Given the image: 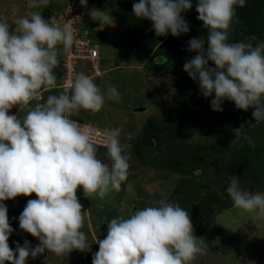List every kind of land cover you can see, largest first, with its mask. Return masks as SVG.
<instances>
[{
  "label": "clouds",
  "instance_id": "9594fccd",
  "mask_svg": "<svg viewBox=\"0 0 264 264\" xmlns=\"http://www.w3.org/2000/svg\"><path fill=\"white\" fill-rule=\"evenodd\" d=\"M80 3L86 5L87 0ZM41 5H47V0H27L28 8ZM237 6L245 7L246 0H198L197 19L208 29V47L205 55V39H191L188 48L196 54L183 67L193 80L198 79L204 97L215 94L213 110H223L222 100L233 101L237 109L254 108L252 116L258 124L264 122V41L251 36L229 42L231 26L239 22ZM191 7V0H139L133 4V13L149 19L157 36L169 32L179 36L189 31L181 13ZM96 13L93 9V19L113 25L110 12L99 18ZM9 21L0 16V264H26L29 256L35 258L45 250L64 256L89 249L81 231L86 217L77 190L82 187L86 198L101 200L119 192L127 180L131 157L121 146L119 128L74 118L81 110L98 113L105 96L119 101L115 88L105 94L95 78L83 72L67 84L69 90L57 85L60 75L57 81L54 68L63 52L73 49L72 25L51 24L40 11ZM209 61L215 67H208ZM53 89L63 91L49 94L41 103L42 91ZM14 107L24 115H10ZM80 123L107 130L104 146L95 144ZM240 135L241 127L235 130V136ZM244 138L255 146L249 137ZM97 146L106 148L110 164L97 158ZM226 191L241 215L264 221V192L242 189L237 176L231 178ZM33 193L37 198L28 200L19 227L40 243L30 248L25 241L13 251L8 243L13 228L3 201ZM202 240L194 235L184 208L160 199L155 206L136 209L128 218H112L106 237L96 239L99 250L92 264H194L206 253Z\"/></svg>",
  "mask_w": 264,
  "mask_h": 264
},
{
  "label": "rangeland",
  "instance_id": "374dc122",
  "mask_svg": "<svg viewBox=\"0 0 264 264\" xmlns=\"http://www.w3.org/2000/svg\"><path fill=\"white\" fill-rule=\"evenodd\" d=\"M66 1L47 0L45 7L52 4L57 6V11H59ZM75 2L80 11L79 31L80 27L85 24L87 26L88 23L92 24L93 27L89 25L84 33L91 41L98 43L101 50L102 59L99 63L101 74L94 77V82L96 81L95 83L105 94L110 87L115 88L120 99L113 101L105 96V104L98 113L93 114L81 110L74 118L109 129L118 127L121 132V137H119L121 146L129 154L130 138H134L142 130L147 120L154 121L155 125L165 120L168 112L172 111L170 108L174 97L180 93V86L184 87L187 99L193 96L197 101L192 111H188L191 123L183 128L182 136L176 146L178 151L173 153L172 149L167 150L163 157V165L161 164L154 170L150 166L143 165L142 156L133 155L129 161L130 171L128 170L127 180L122 184L121 190L111 192L103 200L99 197L86 198L82 187L78 188L77 196L83 205L82 212H85L86 217L81 231L87 236L89 249L83 252L73 250L64 256H56L45 250L35 258L29 256L26 264H92V257L99 250L96 239L106 237L108 222L112 218L117 215L128 218L136 209L155 206L160 199L168 197L172 199L173 191L179 190L184 179V185L187 187L182 186L183 195L191 193L195 187H198L199 182L207 183L212 179L214 183L215 179L220 187L222 182H225L223 179H231L233 176H237L240 183H246L250 189L251 183L246 176L241 172L229 174L227 168L238 165V155L250 158L247 151L251 148L258 147L254 154V163L252 161V169H260L264 175V170H261L264 166V122L255 124L256 120L252 116L253 110L249 112L240 109V116L234 115L233 124H231L232 120L229 121L227 117H223L222 114L212 109L211 100L214 99L215 94L204 97L198 79L193 80L183 69L180 72L179 70L174 71L175 68L171 69V67L170 70L155 67L154 63L159 61L155 59L152 61L132 48L126 41L129 24L125 22V20L128 21L127 15L131 0H87L86 5H82L80 0H75ZM193 6L196 7L195 4ZM40 9L28 8L27 0H0V16L7 17L10 20L9 23L14 17L30 16L31 12ZM93 9L97 10V18L105 12H110L113 25H103L99 19H93L91 16ZM259 16L263 24L260 28L257 27L258 30L254 36L257 40L264 41V8ZM143 20L146 18L139 19L134 13L130 16V22L138 23ZM46 21L52 23L53 18L51 21ZM152 27L146 26L145 32L149 33ZM190 40L191 38L187 36L177 44H168L165 51L170 53L173 48L174 55L182 52L196 54L189 51L188 42ZM207 47L206 40L205 55ZM155 49L156 46L153 47L152 52ZM61 53L62 49L59 51L60 56ZM78 66L84 67L82 72H91L88 62L78 64ZM56 68L60 69L59 63ZM61 91L63 90L53 89L51 92H44L42 96L46 99L49 94L58 95ZM179 95L181 96V93ZM44 99L40 102H45ZM143 106L146 108L140 110ZM173 112L169 114L174 116L177 111ZM9 114L21 117L24 115L23 112H19L18 107L10 109ZM164 126H167L168 131L173 128L170 120H167ZM240 127L242 135L236 137L235 130ZM156 133L154 131L152 134ZM245 135L254 141L255 146L244 138ZM126 137L128 139L124 141ZM183 149L188 150L186 151L188 155L179 159L175 155ZM257 151H259L258 156ZM167 155L172 157H167ZM97 158L105 163H111L105 147L97 146ZM189 167L192 170H188ZM213 186L217 190V186L214 184ZM36 198L33 193L30 196L20 195L3 201L8 210L9 223L13 228L9 236V244L16 241H28L29 247L35 248L40 243L37 238L19 227V216L28 200ZM219 211H214L213 208L211 216L206 220L190 215L194 235L203 239L200 242L206 249V253L199 256L194 264H264V221L252 220L248 214L241 215L232 205L230 208L221 209L222 212L215 216ZM101 230L106 232L102 233Z\"/></svg>",
  "mask_w": 264,
  "mask_h": 264
},
{
  "label": "trees",
  "instance_id": "16d2710c",
  "mask_svg": "<svg viewBox=\"0 0 264 264\" xmlns=\"http://www.w3.org/2000/svg\"><path fill=\"white\" fill-rule=\"evenodd\" d=\"M138 2L139 0H131L130 2V8L127 15L128 21L125 20L126 24H129L126 41L132 48H134L144 57H148V59L152 61L153 59L159 61L158 63H154L155 67H162L161 69L165 68L167 70H170L171 67V69L175 68L174 71H180L182 69L184 70V64L188 62L195 54L182 52L180 54L177 53L176 55H174V52L172 51L173 48L172 50L168 48L171 51L170 53H167V51L165 50L167 49L166 45L177 44L178 42H180V40L185 39V37L187 36L191 39L204 38L206 41L208 29L204 28L203 22L197 19L198 13L196 11V7L198 4V0H191V9L185 10L181 13L183 18L189 25V31L187 33H182L179 36H174L170 32L167 35L157 36L153 27L149 33H146L145 27L152 26V22L147 18L146 20L140 22L138 21V23L136 21L130 22V16L133 13V4ZM193 4H195L196 7H194ZM263 8L264 0H246L245 7L241 8L237 6L236 19L239 22H234L232 24L229 42L244 41L246 37L254 36L258 28H260L261 24H263V22H260L261 17L259 16ZM61 9H63V7L60 8V10ZM160 43L163 44L161 45ZM253 43L255 44L256 42L253 41ZM155 46L156 49L152 52V49ZM176 48L179 50L181 49L180 47ZM59 71L58 73L60 74L61 71ZM179 91L181 93V96L179 95L180 93H178L177 96L174 95L175 97L173 96V105L170 108L172 109V111H170L171 113H174L173 111H177L175 112L174 116H171V113L168 112L165 118L162 117V119L164 118L165 120H163L162 122H157L156 125L154 121L152 122V120H147V123L144 124L142 130H140V132L134 138H130L129 140L131 146L129 151L130 157H132L133 155L142 156L143 165H147L148 167L150 166L154 170L161 164L163 165V157L167 153V150L170 151L172 149L171 151H173V153L174 151H178L176 146H178L177 143L180 141L179 139L182 136L183 128L186 124L191 123V120L188 118V115H190L188 114V111H192V109L194 108L193 105L197 100L193 96H189L187 99V97L185 96L184 87L180 86ZM183 96L185 98H183ZM220 106L223 110L217 112L222 114L223 117H227L229 121L232 120V117L234 115L240 116V109L236 108L233 101H229L226 99L222 100ZM252 110L254 111V108L250 107L248 109L249 112ZM167 120H170V122L173 124L172 130L168 131L167 126H164ZM231 124H233V120L231 121ZM154 131H156L157 133L152 134ZM256 148L258 149V147ZM256 148H251L247 151V154L250 156V158L248 156L240 157V155H238V165L229 166L230 168H227V170L229 174L241 172V174L246 176V179L251 183L250 189L248 188V185L246 183H240L242 189L251 192H263L264 175L263 173H261L260 169H252V161L254 163L253 159L254 154L256 153ZM186 151L188 150L183 149L175 156L181 159L187 154ZM258 152L259 151H257V156ZM167 157L172 156L167 155ZM188 170H192L191 167H189ZM261 170H264V166ZM219 171L221 172L220 169ZM217 173L218 171L215 172L216 176ZM230 180L231 179L229 178L223 179V181L225 182H222V186L220 187L217 183V180L215 179L214 183L212 179H210L207 183L199 182L198 187H195L191 193L183 195L181 192L182 186H186L184 185V179L182 180V185H180L181 189L179 188V190L176 189L175 191H173L172 199L168 197L166 198V200L174 204H180L183 201L181 207L184 208L189 215L206 220L211 216L210 214L213 208L214 211L220 210L215 214L216 216L220 212H222L221 209L230 208V206L232 205V201L226 191L227 187L230 184ZM213 184L217 186V190L214 189L216 187H214ZM185 190L183 192H185ZM17 244H19L20 246H24L25 241H16L15 243L9 244V246L11 249H13V251H15Z\"/></svg>",
  "mask_w": 264,
  "mask_h": 264
},
{
  "label": "built area",
  "instance_id": "2783aa9c",
  "mask_svg": "<svg viewBox=\"0 0 264 264\" xmlns=\"http://www.w3.org/2000/svg\"><path fill=\"white\" fill-rule=\"evenodd\" d=\"M79 15L80 11L78 10V6H76L75 0H70L64 5L63 9L53 17L51 23L61 27L65 24H71L74 32L73 49L70 53L63 52L62 59L60 60L61 74L57 85H62L63 87L60 88H63L65 91L69 90L66 87L67 84L74 81L75 76L82 72L83 69L78 66L80 62H88L90 64L91 72L83 73L90 76L92 79L101 74V70L99 69L100 53L98 45L92 43L91 39L87 37L85 33L79 31ZM81 126L92 136L95 144L104 146L107 130L93 127L89 124H81Z\"/></svg>",
  "mask_w": 264,
  "mask_h": 264
},
{
  "label": "crops",
  "instance_id": "0c3cea01",
  "mask_svg": "<svg viewBox=\"0 0 264 264\" xmlns=\"http://www.w3.org/2000/svg\"><path fill=\"white\" fill-rule=\"evenodd\" d=\"M69 0H67L66 1V3L68 2ZM65 3V4H66ZM64 7V6H63ZM41 9L39 10L40 12H41V16H42V18L44 19V17L43 16H50L48 19H45V20H50L51 21V19L55 16L54 14H55V10H57V6H54V5H52V4H48V7L46 8L45 7V5H41V7H40ZM79 25H80V23H79ZM91 26V27H93L92 26V24H90V23H88V26ZM82 26V25H81ZM88 26L85 24L84 26H82V27H80V31L82 32V33H84V31L86 32L87 31V29H88ZM97 26V25H96ZM119 26V25H118ZM118 26H117V28H118ZM94 29H96V27H94ZM116 29V28H115ZM92 43H95V44H97L98 45V48H99V53H100V60L102 59V57H101V50H100V46H99V44L98 43H96L95 41L93 42L92 41ZM59 58V57H58ZM84 68V67H83ZM54 74L56 75V77H57V81H58V70H57V68L55 67L54 68ZM60 75V74H59ZM44 92H47V91H42V94L44 93ZM42 94H41V99L43 100L44 99V97L42 96ZM41 100V101H42ZM145 107V106H144ZM146 108V107H145ZM115 128H118V127H115ZM126 136H128V135H126ZM121 137V136H120ZM128 139V137H126L125 138V140L124 141H126ZM130 171V170H129Z\"/></svg>",
  "mask_w": 264,
  "mask_h": 264
},
{
  "label": "water",
  "instance_id": "95a60500",
  "mask_svg": "<svg viewBox=\"0 0 264 264\" xmlns=\"http://www.w3.org/2000/svg\"><path fill=\"white\" fill-rule=\"evenodd\" d=\"M43 17H44V19H48L50 16L48 15V16H46V17H45V16H43ZM214 65H215L214 62H212V61H209V62H208V67H213ZM144 109H145L144 106L140 108V110H144ZM101 232H102V233H105L106 231H102V230H101Z\"/></svg>",
  "mask_w": 264,
  "mask_h": 264
},
{
  "label": "bare ground",
  "instance_id": "6f19581e",
  "mask_svg": "<svg viewBox=\"0 0 264 264\" xmlns=\"http://www.w3.org/2000/svg\"><path fill=\"white\" fill-rule=\"evenodd\" d=\"M96 82V81H95ZM99 82V81H98Z\"/></svg>",
  "mask_w": 264,
  "mask_h": 264
}]
</instances>
